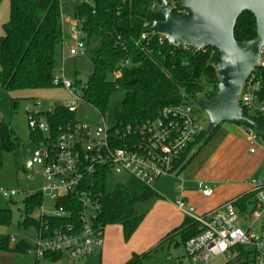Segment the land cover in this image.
I'll return each mask as SVG.
<instances>
[{
	"label": "built area",
	"instance_id": "2783aa9c",
	"mask_svg": "<svg viewBox=\"0 0 264 264\" xmlns=\"http://www.w3.org/2000/svg\"><path fill=\"white\" fill-rule=\"evenodd\" d=\"M167 1L174 14L187 12L181 0ZM61 22L64 33L67 30L74 41L69 49L70 57L86 56L82 22L64 15L63 11ZM145 26L143 39L155 34L149 31L152 24ZM158 35L160 43L167 40L165 35ZM64 47L63 44L60 70L55 73L53 84L68 93L70 100L62 106L76 115L78 104L85 102L87 81H73L66 75ZM120 76L121 72L116 71L113 79ZM239 100L245 116L253 121V117L264 119V44ZM192 104L167 105L152 118L137 123L116 120L113 126H109L105 114L97 110L102 117L100 124L92 125L76 117L62 122L56 130L43 116L44 112L54 113L55 109L44 108L41 99H35L33 109L26 107L30 129L42 135L30 158L31 166L41 168L43 187L39 192L43 201L50 198L56 207L47 212L43 201L37 207L41 210L37 218L38 238L28 252L38 260L48 253L62 256L53 260L58 264H76L104 247L105 229L99 222L103 198L99 189L101 177L105 178L106 186L111 175L125 173L151 187L164 176L181 178V169L197 154L202 142L200 137L207 131V125ZM240 125L248 137L250 152L254 153L260 144V131L247 122ZM251 183L250 198L242 201L243 197H234L206 213L187 206L182 198L178 200L177 208L197 226V233L184 243L185 260L191 264H210L217 257L232 259L245 252V264H264V178H253ZM200 188L205 196L214 192L204 182H200ZM0 193L13 198L21 191L0 186ZM76 208L79 209L77 218L71 219ZM49 218L64 221L54 226L48 223ZM11 241L17 242L15 237Z\"/></svg>",
	"mask_w": 264,
	"mask_h": 264
},
{
	"label": "trees",
	"instance_id": "16d2710c",
	"mask_svg": "<svg viewBox=\"0 0 264 264\" xmlns=\"http://www.w3.org/2000/svg\"><path fill=\"white\" fill-rule=\"evenodd\" d=\"M155 1L84 0L78 1L75 6L74 17L82 22L86 46L95 40L98 43L95 49L86 53L93 63V72L86 80L85 102L105 114L113 92L124 88L122 104L114 109L119 122H141L157 115L164 106L195 103L200 95L209 99L217 92L218 58L214 48L197 50L192 46L171 45L168 40L160 43L158 34L142 38V34L147 31L146 23L163 20L161 15L152 11ZM62 11V0H10V15L0 36L2 88L13 93L56 88L53 78L58 58L61 64L64 44ZM234 33L238 41L256 39L255 17L250 12L243 13L237 20ZM116 71H120L121 76L113 79ZM12 100L13 107H16L19 98L14 97ZM43 116L54 130L62 122L76 118L63 106H58L54 113L44 112ZM253 119L264 124L262 118ZM219 126L209 135L202 134L200 138L204 144L215 135ZM41 136L40 133L32 132L33 141ZM20 144L15 130L5 122H0V166L4 153ZM104 180L100 178L99 189L103 198L99 222L104 229L108 225H121L124 238L128 241L147 215V211H139L137 206L162 196L151 186L133 177L125 183H118L112 191H107ZM244 198L242 201L250 196ZM42 201L40 192L24 200L22 212L25 217L22 225L25 228L35 226L39 230V220L30 215ZM78 212L76 208L71 219L77 218ZM11 219V209L0 208V226L9 225ZM63 221L49 218L48 223L57 226ZM196 228L193 220L186 217L182 225L171 231L167 238L175 232H182V241L185 243L197 233ZM30 247V243L20 240L12 248L10 236L0 234V250L28 252ZM148 254L134 255L124 264H141ZM61 257L48 253L45 256L52 260Z\"/></svg>",
	"mask_w": 264,
	"mask_h": 264
},
{
	"label": "rangeland",
	"instance_id": "374dc122",
	"mask_svg": "<svg viewBox=\"0 0 264 264\" xmlns=\"http://www.w3.org/2000/svg\"><path fill=\"white\" fill-rule=\"evenodd\" d=\"M1 1L3 0H0V2ZM78 1L84 0H62L63 14L69 17L74 16L75 6ZM1 26L0 29H3V26ZM64 38L66 41V55L64 62L66 75L73 81L87 80L93 72L92 61L88 56L75 58L70 57L69 49L74 41L71 37V34L67 30L64 33ZM97 44V40H95L91 44L87 45V51L91 52L97 47ZM60 65V58H58L56 72H59ZM17 95L18 94L8 92L4 88L0 87V122H5L9 127L13 128L17 136L21 140L20 146L4 153L0 166V186H3L8 189H17L18 191H21V194H18L13 198H6L0 193V208H10L12 211V219L10 224L6 226H0V234L9 235L11 239L12 237H15L17 242L20 240H25L31 245H34L38 238V229L35 226H29L28 228H25L22 225L23 219L25 217L22 211L25 207L24 200L31 194L39 192L43 187V177L41 174V168L37 165L31 167L27 166L28 159L31 158V156L33 155V151L37 147V140H32V130L28 125V116L25 112V108L31 107L33 109L35 99H32L30 97L26 98L19 96L18 105L16 107H13L12 99ZM48 95L51 96L48 101H42V105L44 108L52 107V109H56L58 106L65 105L70 100V96L62 88H53L48 91ZM124 95L125 89L120 87L116 91H114L110 97L108 107L105 111V117L109 126H113L116 124L114 109L115 107L121 106ZM199 99L207 98H203L202 95H200ZM199 99H197V101ZM197 101L192 105L198 110L199 114L203 118V124L206 126L208 124V114L197 103ZM76 117L80 121H86L92 125H97L102 122V117L97 111V109L86 102L78 104ZM258 127L261 134L260 137L262 138V140H264V124L260 123ZM236 131H238L236 122L224 121L220 123V126L217 129L215 135L219 134L220 137V135L224 136L225 134L234 133ZM200 146L202 148L196 154L194 159L192 161L189 160L190 162L187 163V168L185 167V170L187 169L186 171H189L188 169H194L200 161L205 158H208L209 154L211 153V150L216 147V143H208L207 145L204 143H200L199 147ZM261 158L262 159L259 164V175L264 178V153ZM129 178L130 176L125 173L111 175L107 180V191H112L118 183H125L126 181H128ZM177 184H180L177 178L164 176L157 179L153 183L152 188L159 193L163 192L167 194L168 197H172V194L175 191ZM157 200L140 203L137 206V209L139 211H147V215H149L152 209H154V203ZM43 203L44 209L47 212L56 209L55 201L50 198H45ZM156 211H158V209L155 208L153 214L148 218L149 220L152 219L153 216H155ZM40 213L41 210L36 208L31 213L30 217L37 219ZM121 228V225L118 224L110 225L107 228V233L111 231L113 237L117 236L118 232H122ZM124 241L127 242L124 239L122 241H119V244L117 243L118 245L116 246V252L112 257V261L117 260L123 256L121 249L122 247H124ZM13 246L14 245L12 244V248ZM182 250L183 246L179 245V256L182 254ZM177 256L174 255L172 258L166 254H161L158 256L154 254L153 257L147 258L148 260L144 261L143 264H190L188 262L181 263ZM224 258V256L217 257L212 264H245L246 253L242 252L237 256V258H234L232 260L230 259L228 260V262L227 260L225 261ZM112 261L107 259L108 264H112L110 263ZM41 262L42 264H53L52 262L45 259H43ZM76 264H102V262L99 253H95L94 256L81 259Z\"/></svg>",
	"mask_w": 264,
	"mask_h": 264
},
{
	"label": "crops",
	"instance_id": "0c3cea01",
	"mask_svg": "<svg viewBox=\"0 0 264 264\" xmlns=\"http://www.w3.org/2000/svg\"><path fill=\"white\" fill-rule=\"evenodd\" d=\"M8 11L10 15V0L1 1L0 26H3L8 20ZM3 32L4 30L0 29V36ZM65 45L66 41L64 38ZM64 49L66 50L65 47ZM50 90L23 91L15 92L14 94H18L16 96L18 98L21 96L48 101L51 97L48 95V91ZM237 127L238 131L225 134L224 136L220 135V137L219 134L214 135L207 142V144L216 143V147L211 150L209 157L200 161L194 169H188L189 171H186L187 169L185 170V168L183 169L181 178H177L180 184H177L172 197H168L163 192L160 193L162 197L154 203V209H152L149 215H146L130 239L127 242L124 241V247L121 249L123 256L114 261H112V257L116 252V246L119 244V241L125 239L124 233L121 228L122 232H118L117 236L113 237L111 231L107 233V228L110 225L106 226L104 232V247L96 252L99 253L102 264H108L107 259L112 261L110 262L112 264H124L134 255H142L144 253L149 254L142 260L141 264L148 260L147 258L153 257L154 254L157 256L166 254L172 258L174 255H178L177 258L181 263H190L184 259L185 250L184 242L182 241V232H175L172 237L167 238V235L175 228L181 226L186 217H188L177 208L178 200L182 198L187 206H194L199 213H206L215 207L223 205L234 197L244 198L251 196L253 189L251 180L253 178H262L259 175V164L264 153V140L261 138L258 148L254 153H251L248 137L242 125L237 123ZM200 182H204L212 187L214 189L213 194L205 196L200 188ZM155 208L158 211L149 220L148 218L153 214ZM12 244L15 245L16 242L13 243L11 241V247ZM179 245L183 246V252L180 256V252L178 251ZM33 255L30 252H16L11 249L0 250V264H42L41 261L43 259L53 264H58L51 258L38 260ZM91 256H94V254ZM237 256L234 258H237ZM224 257L225 261L227 260L228 262L230 260L226 256ZM212 263L213 261L210 264Z\"/></svg>",
	"mask_w": 264,
	"mask_h": 264
},
{
	"label": "water",
	"instance_id": "95a60500",
	"mask_svg": "<svg viewBox=\"0 0 264 264\" xmlns=\"http://www.w3.org/2000/svg\"><path fill=\"white\" fill-rule=\"evenodd\" d=\"M181 5L187 12L176 15L167 0H157L152 11L163 20L154 21L149 31L165 35L171 45L216 50L217 92L209 99L197 101L208 114L206 134H211L224 121L247 122L259 130L260 123L244 115L239 95L257 65L259 49L264 44V0H181ZM245 12L255 17L257 38L238 41L234 30ZM31 164L28 159L27 166Z\"/></svg>",
	"mask_w": 264,
	"mask_h": 264
}]
</instances>
